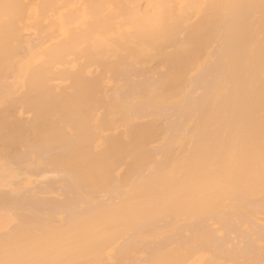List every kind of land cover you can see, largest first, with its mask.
Instances as JSON below:
<instances>
[{
  "label": "bare ground",
  "instance_id": "6f19581e",
  "mask_svg": "<svg viewBox=\"0 0 264 264\" xmlns=\"http://www.w3.org/2000/svg\"><path fill=\"white\" fill-rule=\"evenodd\" d=\"M7 1H12L13 5L16 3V6L20 3V0L15 3L13 0ZM26 1L24 3L27 4ZM71 1L73 0L58 2L63 8L72 3ZM76 1L74 0L75 3H73L76 4ZM80 1L79 6V3L76 4L77 6H73V3L72 7L69 6L73 8L72 11L66 10L65 14L62 13L63 15L58 13L64 16L62 19L56 18L55 15H53L55 19L52 20L45 17L46 21L54 22L55 26L49 29L45 27L44 30L48 33L57 31L63 40L54 35L55 32L53 35L49 34V36H57V40L54 39L58 45L54 42L56 45L54 46L51 41V45L49 44L46 48L47 55L45 51L42 52L43 54L38 53L45 58L41 59L42 56L40 57L36 52L38 48L34 51L35 53H31L36 37L33 39L34 34L29 36L31 35L29 33V35L25 34L26 36L21 35L23 33L21 28H30L39 21L43 24L45 18L42 15L44 14L42 12L40 14L38 9L39 12H35L34 9V16L30 15L33 14L31 11L28 17L22 14L19 16L16 10L18 8L21 11L20 7L14 9L13 6L15 12H11L10 10H13L9 7L11 4L0 0L1 5L5 2L4 4L10 8L8 10V7L5 9L6 6H4V10L15 14L9 15L5 11L0 15V76H4L8 71L12 72L14 64L18 65L24 58V66L20 64L21 67L23 66L22 77L23 70L34 61L35 55L32 54L39 56L40 63L44 62L41 65L43 67L38 66L39 63L32 65L34 68L30 67V70H33L30 74L27 73L29 68L25 70L29 78L25 72L26 78H23L29 79L28 82H22L21 77L16 78L24 87L21 89L23 93L20 94L23 95L25 92L28 94V96H19V98H26V102L20 98L24 101L23 103H31L28 97L32 93H28L29 89H37L35 91L39 93L36 92V94H40V90L44 93L45 87L54 90L56 86L50 82L46 84L48 79L51 76H57L54 80L58 82L61 80H58L61 74L65 77L69 75H65L70 67L68 62V68H65L64 60L67 56L70 59L67 61H71L72 58L75 59L74 55H77L76 59L83 69V71L80 69L81 66L74 68L76 66L74 64L70 68V71L80 69L83 72H74L76 77L68 78L72 83L74 78L79 83V89L75 93L74 90L77 87L72 88L73 84L68 82V84L71 83V87L67 86V88L74 89L72 91L78 94L76 98L79 97V107H71L73 111L69 113L72 115L74 111L77 112L76 108L81 109H79L81 118L77 117L76 112L73 115L76 114L77 119L74 120L76 117L70 116L74 117V121L70 120L71 124L67 111L63 113V107L66 110L67 107L70 108L76 103L71 104L72 99H68L69 96L65 91L63 92L68 97V101L63 102L62 90H60L62 98L56 95L60 97L58 102L48 94L52 101L48 100L49 105L48 103L45 105L46 91L45 97L43 95L45 102L41 103L43 99H39L42 93L40 96L37 95L39 96L37 99L41 101L39 102L41 107L46 106H43L44 110L41 109L42 112L46 110L45 116H42L44 119H48L51 113L53 116L56 113L53 108L60 109L62 105L60 112L68 116H62L68 122L62 117L59 119L58 116L61 114L58 111V114L53 118L50 115L48 122L44 120V123L39 119L40 117H37L41 112L40 105L36 107L38 100H34L35 104L31 106L35 107L33 109L39 108L38 111H40L37 112L36 109L34 116L38 113L37 120L30 114L32 109L27 108L24 114L31 110L27 115L34 120L32 122L28 118L29 122H25L27 120L23 119L27 117L24 115L25 118H23L22 114L21 118L19 117L20 125L16 116L13 117L14 112L12 114L8 112L11 107L14 106V109L16 107V103L11 102L12 106L10 110L5 111L4 117L7 118L8 112L17 122L15 125L14 121L5 119V122L11 124V128L12 125L16 127L10 129L15 136H9L20 137L18 143L15 138L12 143V139L9 140L8 136H5L6 133L3 131L10 127L8 123L5 125V122H2L3 115L0 116V128L7 127L0 130L2 133L0 139L3 140L5 136L4 142L8 140L7 147L10 148V142L13 148V145L16 146L21 140L20 145L14 146L15 149L22 146V142L26 143L25 137L29 142L30 136L31 142L29 145L26 144L27 148L29 146L30 149L33 148L30 143L39 142V137H36L38 140L32 139L35 133L39 135L37 130L44 132L42 134L39 131L41 140L38 144L46 143L56 133L47 132L44 126L52 129V124L56 125L58 120L59 125H62L61 119L66 121L63 120L66 125L69 123L68 126L62 125V127H69L68 129L71 125L73 126L72 122L73 128L77 125V128H72L76 131L72 132V135L76 134L74 135L75 146L72 142L70 145L67 144L66 140L68 146L72 145L68 148L65 142H62V136H60L62 133L59 131V138H61L59 141L66 146L65 148L62 144H58V138L54 140L57 143L53 145L54 138H52L51 142L47 143L50 147L54 146L53 149L46 151L37 149L42 154V158L47 159L52 154L58 159H64L63 161L66 160L65 155L73 152V156L72 154L70 157L67 156V164L64 162L66 165L63 161L58 162L59 166H66L64 168L66 171L59 170L57 163L54 164L55 158L52 157L48 161L56 165L53 168L59 171H54L51 168L54 165L48 162L51 169L45 167L47 173L44 174V167L42 168L41 164L34 159L29 160V156L25 155L28 160L23 159V153L20 156L17 155L19 158L22 157L23 161L27 160L24 163H16V160L21 161V159L15 160L14 158L18 157L15 154H13L14 163L10 162L12 157L9 159L6 157L8 159L6 161V158L0 155L1 159L4 158L0 160V193L5 195V197L2 196L3 201L8 202L0 206V243L4 244L0 247V264H264V62H259L260 59L264 61V54L257 51L260 48L256 50L253 48L259 54L250 55V51L246 48L251 47L248 44L249 39L243 35V33H250L252 29L250 27L255 24L253 19L254 24L252 21L250 22L252 25L249 23L248 13H251L249 17H254V13L252 15L251 10L249 12L248 10L253 7L254 11L257 3L252 6L251 0H130L128 5L129 0H127L126 7H130L125 8V15L121 14V11L124 12L125 9L122 10L118 5L121 15L113 11L116 9V6L115 8L113 6L110 10L114 15L99 16L93 14L100 10L101 5L96 8L99 10L85 12L83 3H86L85 7H87L88 1L90 5H93V2L98 4L103 0ZM263 2L259 6H264ZM107 3L109 2H104V4ZM122 3L124 2H120V5ZM138 3L142 4L138 5ZM33 5L34 3L30 4L29 9H33L32 7H35ZM95 5L93 7H97ZM246 5L251 7L243 9ZM80 7H83L82 12L87 16L80 18L79 29L76 27L77 22V25L74 24L77 34L71 32L74 31L71 25L68 26L71 29L67 27L69 30L67 32L66 26L75 23L77 19L74 17L80 12ZM261 7L258 8L263 11ZM74 9L77 11L74 12ZM260 10H257L258 14ZM1 11L3 12V9H0ZM257 11H255L256 15ZM36 13L42 17L36 16ZM261 13L264 15V12ZM82 14L79 13L77 16L80 17ZM261 18L258 23L264 25V16ZM247 20L249 25L245 23ZM23 21H25L24 24ZM46 21L45 25H48L49 21L48 23ZM244 25H248L249 28ZM256 26L255 24V29ZM41 27L33 28L40 29L36 30L37 32L33 31L36 32L37 37L44 33L38 34L41 32ZM245 28L247 30L244 32ZM262 32L264 33L263 28ZM249 33L247 35L250 37ZM47 37L48 34L46 39ZM91 39L95 40L93 45H91ZM255 39V37L250 39L252 45H256L253 43ZM263 41L261 43L257 41V46H259L258 43L260 47L263 46ZM77 44L80 49L76 48V53L73 54ZM39 45L42 46L40 43ZM261 48L263 49L264 46ZM246 49L249 55L245 53ZM64 54L67 56L65 57ZM25 57L26 59L29 57L27 62ZM60 59L65 64L59 65V68L63 66L60 70H66L65 72L61 70L60 75H55L56 70L52 75L49 70L53 69L52 65L58 63L56 61L59 60L61 63ZM76 59L71 62H77ZM148 60L149 62L153 60V66L155 60V64L160 62V65H157V69L156 65L154 67L145 65L152 68L145 71L139 64H147ZM36 65L38 68L35 67ZM91 65L95 69L90 68ZM148 67L146 69H149ZM91 70L95 76L88 78L92 74ZM48 73L50 77L47 76ZM32 78L34 80L29 83ZM10 79L12 81V78ZM46 79L48 81H45ZM41 80L49 87L44 86ZM32 81L36 84L34 85ZM0 82L4 83L2 80ZM23 83H27L26 86ZM63 83L67 84L66 81ZM61 84L58 83L62 86ZM58 85L57 87L61 89L62 87ZM2 87L3 85H0V90ZM72 91L70 94L68 92V95L71 96ZM55 92L57 94L59 90ZM54 98L57 99V97ZM65 103L68 105L65 106ZM26 105H23V108ZM2 106H0L1 109ZM28 106L30 105L26 107ZM48 107L49 110L46 109ZM51 109L52 112H50ZM89 113L92 114L91 118ZM38 119L44 124L40 122L41 125L34 132L30 128L37 123L34 121L39 122ZM79 120L80 123H78ZM22 121H24L23 124ZM50 121L52 124L48 125ZM25 123L32 126L28 124L25 126ZM58 124L57 128L53 127L55 130H52L56 132L60 130ZM25 127H30L26 134ZM42 127L44 130H41ZM17 129H19L17 135H23L24 139H21L20 135L16 136ZM30 131L34 134L32 135ZM66 131L63 134L66 135ZM45 132L50 134L47 136ZM44 135L49 138L43 139L46 138ZM4 144L3 146L6 147ZM57 145L60 146L57 147ZM22 148L20 147L19 150L21 151ZM11 149L8 148L6 152L13 153L15 149H12L13 151ZM17 150L14 152L16 153ZM35 152L36 160V156H39L37 151ZM30 154H33L32 150ZM51 158L54 161H50ZM46 159L44 162L47 161ZM3 201L0 202L3 203ZM29 221L33 223L36 221V227L37 224L38 227L41 224L39 234L36 233L37 229L32 227L35 223L32 225ZM25 222L28 225L25 226ZM29 223L33 229L31 232L29 227L26 228ZM44 226L45 228L48 226L46 229L50 231L42 228ZM29 232L34 235V238L30 234L29 239L26 240L31 245L28 243L29 245L24 246L25 235ZM19 233L25 237L24 239L21 237L24 243L19 241ZM45 233H48L46 237H41ZM10 242H18L21 245L23 243L24 247L21 245L12 247ZM32 242H34L33 245Z\"/></svg>",
  "mask_w": 264,
  "mask_h": 264
},
{
  "label": "rangeland",
  "instance_id": "374dc122",
  "mask_svg": "<svg viewBox=\"0 0 264 264\" xmlns=\"http://www.w3.org/2000/svg\"><path fill=\"white\" fill-rule=\"evenodd\" d=\"M4 1H6V3L12 5V6H11V5L9 6L11 9H13V8L16 9L17 7H20L19 9H20L21 11H19L18 8H17L16 11H17V13L19 12V13H18V14H20L19 16H22V15H23L24 17H28V16H29L28 13H29L30 11L33 12L34 9H35V12L39 10V11H40V14H41V12H42V14H44V15H46L47 12H51L53 9H54V10H55V9H56V10L59 9V10H57V12H55V13L53 12V11H54V10H53V11L51 12V14L49 13L50 15H49V14H47V16L42 15L44 18L46 17V18L49 19V20H52L53 18L55 19V16H57L56 18H61V19H62V17H64V16H60V14H62V13L65 14L64 11H66V10H68V11H69V10L72 11L73 8H71V7H72V3L74 2V0L71 1L72 3H69V2H68L70 5L67 4V7L69 8V6H71V7H70L71 9H70V8H69V9H66V8H67V7L65 6L66 3H65V5L62 4V6H63V5L65 6V7H63V8L60 6V2L62 1L61 3H64L65 0H64V1H63V0H58V1H60V2H58V1L55 2V0H53V1H52V0H51V1H50V0H48V1L46 0V2H44L45 0H31V2L34 3L35 7H32L33 9H29V8H31L29 5H30V4H33V3L29 2L30 0H27V1H26V0H23V2H22V0H20V1H19V2H20L19 5H18V3H17V6H16V3H15V2H18V0H16V1L13 0V3H15L14 5L12 4V1H11V2H10V1H7V0H4ZM24 1H26L28 5H27L26 3H24ZM42 1H43V2H42ZM66 1H68V0H66ZM78 1H79V2H78ZM82 1L84 2V0H82ZM85 1H86V0H85ZM92 1H94V0H92ZM114 1H115V0H110V1H109V0H107V1L103 0V1H99V2H100V3H99V2L96 0V2H98V4L95 3V2H93V5L97 4V5H95V6H97V7H93V5H90V1H88V6H87V7H85V6H86V3H83V2H82V3L85 5V6H83V7L85 8V12H86L87 10L90 11V10L96 9V8L100 7V5H101V8H100L101 11H100L99 9H96V10H99V11H100V12L97 11V13L99 12L98 14H97V13H94V14H93L92 12H94V11L91 12V14H93V15H99V16H110V15H114L113 11H114V12L117 11V15H118V13H119V8H120V7H121L122 10L125 9V8L127 9L128 7H130V6L126 7V6H127L126 3H128L127 0H121V1L119 0V2H114ZM116 1H117V0H116ZM122 1H123L124 3H122V5H120V2H122ZM126 1H127V2H126ZM248 1H249V0H248ZM263 1H264V0H262V1H261V0H258V1H256V0H254V1L251 0V2H252L251 4H253L252 6H254V5L257 3V6H254V7H255L254 11L252 10L253 7H252L251 9H249V7H251V6H249V5H248L249 7L246 5L245 8H243V9H246V7H247V9H249L248 12L251 10L252 15H253V13H254V17H251V16L249 17V14L251 15V13H248V19H250L249 23H250V22L252 21V19H253V21H255V24L257 25L256 27H257L258 29H259V27H260L259 30H258L257 28L255 29V27H254L255 24H254L253 21H252V23L254 24L253 27H252V26L250 27V28H252V29H250V30L253 31V32H252V35H251V31H250L249 29H248V31H250V33H249L248 31H247V32L251 35L250 37L247 35L248 33H247V34H244V33H243V35L246 36L245 38L249 39V43H248V44H250V46L252 47V48H251V47L248 48V46H247V47L245 46V47L250 51V52H249L250 55H254V54L256 53L255 50L258 49V48H260V50H257V51H259L260 53L262 52L261 54H264V51H262V50H264V48H263V49L261 48V47H263L264 45L260 47V43H261V41L264 40V36L262 35V33H263V32H262V28H263V31H264V25H263V24L260 25V24L258 23V22H259V21H258L259 18H261V16H264V15H261V14H262L261 12H264V6H262V7L259 6L260 4L262 5V2H263ZM2 2H3V1H2ZM2 2H0V5H1ZM80 2H81L80 0H77V1H76V4L79 3V4H78V6H79V5H80ZM104 2H105V3H106V2H109V3L104 4ZM245 2H247V1H245ZM245 2H244V3H245ZM258 2H259V3H258ZM4 3H5V2H4ZM4 3H3V5L0 6V7H1L0 9H3V12L1 11V12H0L1 14H0V15H2V13H4V12L6 11V10H4V6H6L5 9H7V7H8L7 4H4ZM22 3H23V4H22ZM29 3H30V4H29ZM74 3H75V2H74ZM74 3H73V6L76 5V4H74ZM118 3H119V4H118ZM142 3H143V2H142ZM142 3H140V4H142ZM263 3H264V2H263ZM25 4H26V5H25ZM45 4H46V5H45ZM124 4H126V5H124ZM129 4H130V0H129L128 5H129ZM140 4L138 3V5H140ZM245 4H246V3H245ZM248 4H249V3H248ZM34 5H33V6H34ZM48 5H49V6H48ZM81 5H82V4H81ZM104 5H105V8H104ZM118 5L120 6L119 8H118ZM143 5H144V4H143ZM241 5L244 6V4H241ZM2 6H3V7H2ZM13 6H14V7H13ZM22 6H23V9H21ZM31 6H32V5H31ZM42 6H44V7H42ZM51 6H52V7H51ZM76 6H77V5H76ZM106 6H107L108 8H107ZM113 6H114V8H115V6H116V9L113 10V11H111L110 9H112ZM9 7H8V10H10ZM12 7H13V8H12ZM15 7H16V8H15ZM25 7H26V8H25ZM36 7H37V8H36ZM45 7H46V8H49V9H46ZM59 7H60V8H59ZM83 7H80L79 9H81V8L83 9ZM122 7H123V8H122ZM256 7H257V10H260V9H259L260 7L263 9V11H262V10H260L261 12L259 11L261 14H260V13L258 14V11L256 10ZM258 7H259V8H258ZM50 8H52V10H51ZM74 8H75V7H74ZM76 8H77V7H76ZM102 8H103V9H102ZM106 8H107V9H106ZM137 8H138V6H137ZM14 9H13V10H10V11L13 12ZM37 9H38V10H37ZM40 9H42L43 11L40 10ZM44 9H45V10H44ZM82 9H81L80 12H79V13H83L80 17L77 16V15H79V13L76 12L77 14H75L76 17H74V18H76L77 20L74 21L75 23H72L73 25H72V24H69V25L66 26V31H67V32L69 31V30L67 29V27H68V26L70 27V25L72 26V28H74V27L78 24L76 27H77V29H79L78 26H79V23H80V18H81L82 16L85 15L84 12H82V11H83ZM108 9H109L110 11H109ZM121 9H120V11H121ZM126 9L124 10V12L121 11V14H122V15L125 13ZM138 9H140V8H138ZM141 9H142V5H141ZM141 9H140V10H141ZM26 10H27V11H26ZM47 10H48V11H47ZM61 10H62L63 12H61ZM104 10H106V11H104ZM10 11H9V12L6 11V13H8L9 15H10V14H11V15H15L14 13H13V14L10 13ZM22 11H23V12H22ZM39 11H38V12H39ZM45 11H46V12H45ZM58 11H60V12H58ZM70 11H69V12H70ZM75 11H77V10L74 9V12H75ZM255 11H257V15H261V16H257ZM14 12H15V11H14ZM21 12H22V13H21ZM24 12H25V13H24ZM31 12H30V13H31ZM35 12H33V14H30V15L34 16V15H35ZM74 12H73V14H74ZM105 12L108 13V14H106ZM111 12H112V13H111ZM17 13H16V14H17ZM23 13H24V14H23ZM58 13H60V14L58 15ZM89 13H90V12H89ZM126 13H127V12H126ZM8 14H7V15H8ZM18 14H17V15H18ZM21 14H22V15H21ZM56 14H57V15H56ZM63 14H62V15H63ZM66 14H68V13H66ZM73 14H70V15L73 16ZM87 14H88V13H87ZM115 14H116V13H115ZM119 14H120V13H119ZM121 14H120V15H121ZM25 15H26V16H25ZM27 15H28V16H27ZM37 15H39V14L36 13V16H37ZM53 15H55V16H53ZM68 15H69V14H68ZM124 15H125V14H124ZM39 16H41V15H39ZM42 16H41V17H42ZM48 16H49V17H48ZM50 16L52 17L51 19H50ZM65 16L67 17V15H65ZM72 16H71V17H72ZM85 16H87V15H85ZM88 16H91V15L88 14ZM46 18H45V20L42 22L43 24H41V21H39L38 24H37V23H34V25H33L35 28H36V26H38V27H41V26H42V27H41V28H42V29H41V32H38V34H39V33H43V32H44V33L41 34V35L39 34L38 37H37V35H36L35 33L37 32L36 30H40V29L37 28V29L35 30V29H33V28H34L33 26H31L30 28H29V27H28V28H23V29L21 28V32H23V33L20 32L21 35H25V34L29 35V34H31V35H29V36H32V35L34 34V36H33L32 38L34 39V37H36V38L34 39V42H33V46H32V51H31V53H32V52L35 53L34 51H36V49L38 48L37 51H36L37 54H38V53L43 54L42 52L45 51V52H46V55H47V51H46L47 49H46V48L49 47L48 45H49V44L51 45L52 42H53V43L56 42L55 39L57 40V36L61 37V39L63 40L62 36L59 35V34H57V31H54V32L56 33V34H55L54 32H52V33H48L47 30H46V31L44 30L45 27H46V29H49V27L52 28V27L55 26V23L52 22V21L50 22L49 20H47V21H49V23H48V22L46 21ZM67 18H68V17H67ZM257 18H258V19H257ZM244 20H245V19H244ZM261 20H262V18H261ZM45 21H46V23H48V25H47V24L45 25ZM24 22H25V21H23L22 23L24 24ZM76 22H77V24H76ZM78 22H79V23H78ZM243 22H245V21H243ZM261 22H263V21H261ZM52 23H53L54 25H53ZM245 23L247 24V23H248V20H247ZM249 23H248V25H249ZM263 23H264V22H263ZM23 24H22V25H23ZM36 24H37V25H36ZM74 24H76V25L74 26ZM246 24H245V25H246ZM250 24H251V23H250ZM258 24H259V25H258ZM39 25H41V26H39ZM44 25H45V26H44ZM245 25H244V26H245ZM248 25H247V26H248ZM251 25H252V24H251ZM73 26H74V27H73ZM247 26H245V27H247ZM69 27H68V28H69ZM248 28H249V26H248ZM69 29H71V28H69ZM34 30H35L36 32H33ZM42 30H43V31H42ZM73 30H74V31H71L72 33H73V32H75V33L77 32V30L75 31V28H74ZM245 30H247V29L245 28V29H244V32H245ZM71 32H69V33L71 34ZM122 32H123V31H122ZM28 33H29V34H28ZM53 33H54V35H57V36H56V37H55V36H54V37H53V36H49V34H50V35H51V34L53 35ZM75 33H74V34H75ZM77 33H78V32H77ZM77 33H76V34H77ZM47 34H48L49 39H48V37H47V39H46ZM122 34H123V33H122ZM263 34H264V33H263ZM253 35H254V36H253ZM25 36H26V35H25ZM107 36H108V35H107ZM123 36H125V35H123ZM41 37H42V38H41ZM44 37H45V40H43ZM109 37H111V36L109 35ZM252 37H255V38H256L255 41H253V43L256 44V45H252V44H251L252 42H251L250 39H252ZM40 38H41V39H40ZM54 38H55V39H54ZM245 38H244V39H245ZM253 39H254V38H253ZM38 40H39V41L41 40V42H39ZM46 40H50V41H49L48 43H46V42H45ZM91 40H92V39H91ZM91 40H90V41H91ZM51 41H52V42H51ZM58 41H59V39H58ZM60 41H61V40H60ZM64 41H65V40H64ZM93 41H95V40H92V41H91V42H92L91 45H93V43H94ZM257 41H260V43H258L259 46H257ZM35 42H36V43H35ZM44 42H45L46 44H45ZM62 42H63V41H62ZM250 42H251V43H250ZM263 42H264V41H263ZM39 43L42 44V46L39 45ZM43 43H44V44H43ZM56 43H57V42H56ZM59 44H60V43H59ZM262 44H263V43H262ZM52 45H53V44H52ZM56 45H58V43H57ZM56 45H55V43H54V46H56ZM79 45H80V43H79ZM79 45L77 44L78 47H77V46L75 47V50H74L73 54L76 53V52H75V51H76V48H77V49H80V48H79ZM37 46H38V47H37ZM35 47H36V48H35ZM52 47H53V46H52ZM43 48H45V49L41 51V49H43ZM53 48H55V47H53ZM253 48H254L255 50H254ZM50 49H51V47H50ZM247 49L245 50V53H246V54H248V50H247ZM39 50H40L41 52H40ZM51 50H52V49H51ZM38 51H39V52H38ZM49 51H50V50H49ZM51 52H53V51H51ZM51 52H50V53H51ZM69 53H70V52H69ZM71 53H72V52H71ZM251 53H252V54H251ZM41 54H40V55H41ZM78 54H79V52H78ZM249 54H248V55H249ZM256 54H259V53H256ZM25 55H26V57H27V54H25ZM32 55H33V56L35 55L34 57L37 58V59L34 58V61H35L36 63L33 61V62H32L33 64L30 63L31 65H30L29 67H26V66H25L27 70H28V68H29V71H27V73L29 72V74L31 73V71L33 72V70H30V67H31L32 65L39 63V65H38V64H37V65L40 66V67H43V66H41V65H42V63L44 64V62H42V63L39 62V60L43 59L44 56L41 55V56H42V57H41V56L38 54V55L41 57V59H40L38 55H37V57H36V54H32ZM44 55H45V54H44ZM64 55H65V54H64ZM64 55H63V56H64ZM67 55H68V53H67ZM67 55H65V57H66ZM70 55H72V54H70ZM28 56H29V55H28ZM72 56H73V55H72ZM76 56H77V55H74V58H75V59L77 58ZM26 57H25V59H26ZM65 57H64V58H65ZM67 57H68V56H67ZM67 57H66L65 60H66V61H67V60H70V59H68L69 57H68V58H67ZM78 57H79V56H78ZM62 58H63V57H62ZM64 58H63V59H64ZM70 58H72V57L70 56ZM23 59H24V58H23ZM23 59L21 60V62L19 61L18 65H17V64H14V70H13L12 72H11V71H8L4 76H0V78L2 77V79H0V81L2 80V81H4V83H5V84H4L3 82H0V83H3V84H0V85H3V87H4V88L2 87V89H1L2 91L0 90V91H1V92H0V106L3 105V106H2V109L4 108V109H3L4 112H3L2 109L0 108V109H1L0 116L3 115L1 118H3V120H4V121L2 120V122L4 123V122H5V119H6L7 121H14V123H15V125H16L17 122H15V119L12 118V117H11L12 115H10L8 112H10L11 114L14 112V113H13V117H14V115H15V116H16L15 118H16L18 121H19V117L21 118V115L23 114V115H22L23 118H25V116L27 117V119H23V118H22L24 121L27 120V121H25V122H29V120L33 122L34 119L31 120L32 118L30 117V118H31V119H30V118L28 117V116H30V115H27V113L29 114V112H30L31 110H28L27 113L24 114V113L26 112L25 110H26L27 108H31L32 111L35 110V112H32V111H31L30 114H32V116L35 118V120H37L36 116L38 115V113H37L36 116H34V115L36 114V109H37V108H36V109H33V108H35V107H34V106H33V107L31 106V104H33V103L35 104L34 100L37 101V100H38L37 98L40 96L41 93H42V95H41V97H39V99L41 98V100H42V99L45 97V95H46V94H45V91H46V93H47L46 99H47V100H46V103H44L45 105H47V103H48V105H49V101H48V100H51L52 98H53V100H56V101L58 102V100L60 101V97H58V96H59V95L61 96V94H62V93L60 92V90H62V92L65 91L66 95L69 96V98H68V97L64 94V92H63V94H64V95L62 94L63 98L66 97V99H65V98L63 99L62 96H61L63 102H65V101L67 100V98H68V99H70V100L72 99V100H71L72 103L69 101V104L71 103L72 105H74V104L76 103L74 106H70V108L67 107L66 110H65V108L63 107V109H64V110H63V113H64V111H67V113L69 114V118H70V119L67 118V119H69V123H70V120H73V118L76 117V114H78L77 117H79V116H80L79 113L81 114V112H79V109H80V108H76V109H78V110H77L78 113H77L76 111H74V113L76 112V114H75V115H73L74 113L72 114V115L74 116L73 118L70 117V116H72V115H70V113H69V112H72V111H73V109H72L71 107H75V106H76V107H79V103H78V98H79V97L76 98V96H78V94H75V93H77V92H75V91H77V89H79V83H78V81H77L75 78H74V82H73V83L70 81L71 79H70V80L68 79L69 77L72 78L71 76H75V75H76V74H74V72H75V73H78V72H80L81 70L83 71V69H82V65H79L80 63H78L77 59H76L77 62H75V63H72V62H74V60H75V59L73 60V58L71 59L72 62H71V61H67V62H66V61L64 60V62L66 63V65L63 64L64 62H63V60H61V59H60V60H61V63H60L59 60H58V61H56V62H58V63H56V64H54V65L51 64V65H52L51 67H52L53 69H51V68H50V70L48 69V70H49V73L51 72V74L53 75V72L55 73L56 70H57V73H55V75H60V74H61V70H63V69L60 70V68H63L64 65H65V68H66V67H67V63L70 62V63H69L70 65L68 64V67H69V66H70V67H69V68L67 67L68 70L66 71V72H68V73L65 72V70H66L67 68H66L65 70H63V72H65V75H66V74H69V75H68L67 77H65L64 75L61 74V75L59 76V78H58V80L61 79L63 82L66 81L67 84L63 83L61 80L58 81V82L55 81L54 79H57V78H55V77H57V76H55V77H54V76H51V77H50V76H49V73H48L47 76H49L51 79H52L53 77H54V78L52 79L53 81H51L50 78L48 79L49 81L46 79L45 81H48V82H47V83L45 82V83L48 84V83L50 82V84L56 86L55 89H58L59 92L56 94L55 91H58V90H55V89L53 90V88L51 89L49 86L45 85V84L42 82V80H41L40 82H42L44 86H47V87H49V88H46V87L44 88L43 86H41V84H39L40 87H43V88H44V90H43V88H42V90L44 91V93L40 90V88L38 89V90H40V94H36V92L39 93V91H35V90H37V89H35V90H34V88H32L33 90H32V89H31V90L29 89L31 92L28 90V93H30V94L32 93V95L29 94L30 96L28 97V98H29V101H31V103L28 102V99H27V102H28L29 104H28V103H26V104H27V105H30V106H28V107H26L27 105H26L25 103H23V102L26 100V98L24 97V98H25V99H24L23 97H20V98L23 99L24 101L21 100V99L19 98V96L23 93V92L21 91V89L24 88V87H22L21 83H22L23 81L28 82V80H29V79H28V80H26V79L24 80V78H26V77H24V75H25L24 72H25L26 69L23 70V76L21 77V73H22L21 68L24 66V63H25ZM28 59H29V57H28ZM28 59H26L25 61L27 62ZM44 59H45V58H44ZM79 59H80V57H79ZM79 59H78V60H79ZM262 59H263V58H262ZM251 60H252V59H250V61H251ZM42 61H45V60H42ZM149 61H150V60H148V63H147V64L140 63L139 65H141V67H144L145 71H147V70H152V68H149L148 66L154 67V66L156 65V64H155V63H156V60H155L154 66L152 65V64H153V63H152L153 60H151V62H149ZM22 62H23V63H22ZM79 62H81V61H79ZM146 62H147V61H146ZM259 62H264V61H263V60L261 61V59H260ZM77 63H78L79 66L77 65ZM20 64H22L23 66L21 67ZM61 64H62L63 66L59 68V65H61ZM72 64H74V66L76 65L75 67L73 66L74 68H77V67H80V66H81V67H80L81 70L79 69V71H75V70L72 71V69H71V71H70V68H72V67H71ZM143 64H144V65H143ZM149 64H151V65H149ZM158 64L160 65V62H159ZM158 64H157V65H158ZM27 65H29V63H28ZM37 65H36L35 67H37ZM145 65H148V66H145ZM157 65H156V66H157ZM159 65H158V66H159ZM137 66H138V65H137ZM156 66H155V68L157 69L158 66H157V67H156ZM40 67H39V69H41ZM44 67H45V66H44ZM47 67H48V66H47ZM92 67H94V66L91 65L90 68H92ZM146 67H148L149 69H146ZM31 68H34V67L32 66ZM37 68H38V67H37ZM37 68H35V70H36ZM55 68H56V69H55ZM74 68H73V69H74ZM22 69H23V68H22ZM92 69H95V68H92ZM138 69H140V68H138ZM153 69H154V68H153ZM51 70H52V71H51ZM59 71H60V73H58ZM82 71H81V72H82ZM141 71H142V70H141ZM141 71H140V72H141ZM145 71H143V72H145ZM63 72H62V73H63ZM72 72H73V74H72ZM92 72H93V71L91 70V73H92ZM143 72H142V73H143ZM25 73H26V72H25ZM27 73H26V75L28 76L29 74H27ZM82 73H83V72H82ZM91 75H92V76H91ZM91 75H90V77H88V78H93V75L95 76V73H92ZM62 76H64V78H63ZM18 77H21V78H22V79H21L22 82H19L18 79H20V78H18ZM23 77H24V78H23ZM75 77H76V76H75ZM85 77H86V75H85ZM10 78H12V81H11ZM16 78H18V79H16ZM27 78H29V76H28ZM30 78H31V77H30ZM43 78H45V77H43ZM46 78H47V77H46ZM62 78H63V79H62ZM65 78H66V79H65ZM4 79H5V80H4ZM6 79H7V81H6ZM8 79H9V80H8ZM31 80H34V79H33V78L30 79V82H29V83H31ZM39 80H40V79H39ZM39 80H36V81H39ZM67 80H68V81H67ZM75 80H76V82H75ZM43 81H44V80H43ZM72 81H73V79H72ZM6 82H7L8 84H7ZM10 82H11V83H10ZM32 82H33V81H32ZM56 82H57V83H56ZM61 82H62L63 85L61 84ZM68 82H71V83L73 84V85H72V86H73L72 88L77 87L76 90H74L75 88H74V89H69V87L67 88V86H70V87H71V83L68 84ZM9 83H10V84H9ZM33 83H34V82H33ZM33 83H32V85H33ZM58 83H60L62 86L58 85ZM75 83H76V84H75ZM16 84H17V86H16ZM23 84H25V86H26L27 83H23ZM35 84H36V83H34V85H35ZM50 84H49V85H50ZM64 84H65V85H64ZM8 85H10V87H8ZM12 85H14L15 88H13L14 86L11 88ZM52 85H50V86L52 87ZM57 85L60 86V88H61V87H62V88L59 89V88L57 87ZM74 85H78V86H74ZM23 86H24V85H23ZM36 86L38 87V83H37ZM36 86H35V88H37ZM65 86H66V88H65ZM5 87H6V88H5ZM20 87H21V88H20ZM27 87H28V86H27ZM32 87H33V86H32ZM16 88H17V89H16ZM63 88H64V90H63ZM5 89H6V90H5ZM9 89H11V91H10ZM15 89H16V90H15ZM46 89H47V90L49 89V90H48L49 93H48V91H47ZM50 89H51V92H50ZM13 90H15V91L13 92ZM66 90H67V91H66ZM68 90H70V91H68ZM72 90H74L75 93H74ZM19 91H20V92H19ZM71 91H72L73 94H75L74 96H72L73 94H71V96L68 95V92H69V94H70ZM78 91H79V90H78ZM15 92H16V93H15ZM17 92H18V93H17ZM34 92H35V93H34ZM54 92H55V95H54ZM13 93H14V94H13ZM20 93H21V94H20ZM60 93H61V94H60ZM15 94H16V95H15ZM35 94H36V95H35ZM48 94L51 95V97H52L51 99H50V97H49ZM10 95H11V96L15 95V96H13L14 99H13V97L11 98ZM24 95L28 96V94H26V92H25L23 95H21V96H24ZM37 95H39V96H37ZM43 95H44V97H43ZM56 95H58V96H56ZM8 96H9L10 100L12 99L11 101L9 100V98H7ZM16 96H18V97L15 99ZM31 96H32V97H31ZM35 96H36V98H35ZM54 97H57V99L54 98ZM72 97H74L75 99L72 98ZM6 98L9 100L10 103L8 102V100H6ZM30 98H34V99L31 100ZM48 98H49V99H48ZM4 99L6 100L5 102L3 101ZM13 100H16V102H15V101L13 102ZM18 100H21V101H18ZM64 100H65V101H64ZM17 101H18V102H17ZM47 101H48V102H47ZM51 101H52V100H51ZM51 101H50V102H51ZM62 101H61V103H62ZM67 101H68V100H67ZM67 101H66V102H67ZM75 101H77V102H75ZM11 102H12V103H16L15 106L18 107L19 109L16 108V107H15V109H14V106L10 108V106H12V103H11ZM25 102H26V101H25ZM39 102H41V101L38 100L37 105H35L36 107H38V105H40V106H39L40 109H39V108H38V109H39L41 112L38 111V109H37V112H40V114H39L37 117H40L39 119L42 120V121L46 120V122H48V119H49V117L52 116V115H51L52 113L50 114V115H51V116H50V115L48 114L49 112H47V114L49 115V117H48V119H44V117H42V116H43V115L45 116L46 110H45L44 112H42V111L44 110L43 106H45V105H43V106L41 107V103H43V102H45V101H44V99H43V101H42L40 104H39ZM54 102H55V101H53V103H54ZM1 103H2V104H1ZM3 103H4V104H3ZM8 103H9V104H8ZM17 103H19V104L23 103V104H22V105H19V104H17ZM10 104H11V105H10ZM54 104L56 105V103H54ZM59 104H60V103H59ZM59 104H57V105H59ZM62 104H63V103H62ZM4 105H5V106H4ZM7 105H8V106H7ZM23 105H26V106H24L25 108H23ZM50 105H51V103H50ZM64 105L67 106L68 103H67V104L65 103ZM19 106H20V107H19ZM51 106H52V105H51ZM21 107L23 108V110H22ZM45 107H46V106H45ZM9 108H10L11 110H10ZM42 108H43V110H41ZM51 108H52V107H51ZM56 108H57V109L53 108V109H54V112H56L54 115L58 114V111H59V112L62 111V110H61L62 105L59 107L60 109H58V107H56ZM92 108H93V107H92ZM94 108H95V107H94ZM12 109H13V111H12ZM46 109L49 110V107L46 108ZM71 109H72V110H71ZM74 109H75V108H74ZM8 110H10V111H8ZM16 110H17V111H16ZM68 110H69V111H68ZM70 110H71V111H70ZM80 110H81V109H80ZM94 110H95V109H94ZM94 110H93V111H94ZM5 111H8L7 114H6L7 118L4 117V115H5V113H6ZM11 111H12V112H11ZM21 111H22V113H21ZM23 111H24V112H23ZM50 112H52V109L50 110ZM41 113H42V115H41ZM43 113H44V114H43ZM92 113H93V112H92ZM59 114H61V115L58 116L59 119H60V117H62V116H66V117H68L66 114H65V115L63 114V115H62V112H60ZM24 115H25V116H24ZM54 115L52 116V118L54 117ZM88 115H89V117L91 118L90 115H92V114L89 113ZM94 115H95V113H94ZM8 116H9V117H8ZM46 117H47V116H46ZM46 117H45V118H46ZM56 117H57V116H56ZM58 117H57L56 119H58ZM77 117L74 118V120L77 119ZM9 118H10V119H9ZM11 118H12V120H11ZM28 118H29V120H28ZM62 118H64V119L66 120L65 117H62ZM80 118H81V116H80ZM13 119H14V120H13ZM39 119H38V120H39ZM54 119H55V118H54ZM56 119H55V120H56ZM64 119H61L62 125H66V123H64V121H65ZM17 120H16V121H17ZM20 120H21V119H20ZM40 120H39V122H38V121H34V122H37V123L34 124V126L36 125V127H34V126H32V125L30 124V125L32 126V128H30L31 126H30L28 123H25V126H28V125H29L30 127H28V128L33 129L32 131H34L35 129L37 130V128H39L38 126H40L41 124L43 125V124L45 123V121H44V123H42V121H40ZM63 120H64V121H63ZM74 120H73V121H74ZM24 121H22V124L24 123ZM51 121H52V120H51ZM51 121H50V123H49L48 125L52 124ZM66 121H67V120H66ZM66 121H65V122H66ZM19 122H20V125H21V121H19ZM19 122H18V123H19ZM40 122H41V124H40ZM52 122H53V121H52ZM55 122H57V121H55ZM61 122H60V123H61ZM67 122H68V121H67ZM6 123H8V122H5V125H7ZM12 123H13V122H12ZM14 123H13V124H14ZM30 123H31V122H30ZM58 123H59V120H58ZM58 123H57V124H58ZM63 123H64V124H63ZM69 123H67L66 126H68V125L71 124V123H70V124H69ZM78 123H80V120H79ZM8 124H9V123H8ZM27 124H28V125H27ZM55 124H56V123H55ZM57 124H56V125H57ZM72 124H73V126H74V123H73V122H72ZM75 124H76V123H75ZM10 125H11V124H9L8 126L10 127ZM20 125H19V126H20ZM56 125L52 124V126H51L52 129H54L53 127H56ZM62 125H59V124H58V127H59V129H60V130H57L58 134H57L56 131H54L55 129L52 130V129H49V128H47L46 126H44V128H45V130H46L47 132H50V133L53 132V133H56V135H54L53 133H52L53 135L51 134V135H52L51 137L54 138L53 140H52V138L48 139L49 137H46V135H44L46 138H43V139H48V141L45 140L46 143H47V142H51V140H52V144H53V143H55V142L57 143V141L54 142V140H56V138H58V139H57V140H58V144H62V143H60V141H59V139L62 138V140H63L62 142H65V141L67 140V144L70 145L71 142H72V145L75 146L74 143H75V139H76V137H74V135H76V134H73V135H72V132L74 131V130H72L73 126L71 125V126H70V129H68L69 127L66 128V126H63V127H65V128H63ZM80 125H81V124H80ZM80 125L78 126L79 129L81 128ZM12 126L14 127V125H12ZM17 126H18V124H17ZM13 127H12V128H13ZM20 127H21V126H20ZM4 128H7V127H4V126H3L2 128H0V130L2 131V129L4 130ZM12 128H11V127H10V128H7V129H5L3 132L6 133L5 136H8L7 138H8L9 140L12 139L11 142H12V141L14 142L13 139H14L15 137L13 138V137H10V136H9V135H11V136L14 135V133L12 132V130H10V129H12ZM14 128H16V127H14ZM21 128H23V127H21ZM25 128H26L27 130H24V129H23V130L26 131V132H25V134H26V133H28V128H27V127H25ZM40 128H41V127H40ZM56 128H57V127H56ZM75 128H77V125H76V127H74L73 129H75ZM79 129H76V130L80 131ZM14 130H15V129H14ZM18 130H19V129H17L16 132H15V131H14V132H15L16 136L19 137L20 134L17 135ZM21 130H22V129H21ZM41 130H44L43 127H42ZM49 130H50V131H49ZM66 130H67V131H66ZM1 131H0V132H1ZM9 131H11L12 133L10 132V133H11V134H10ZM24 131H23V132H24ZM32 131H30L31 134H32V133L34 134L35 131H34V132H32ZM39 131H40V130H37V131H36V132H38L39 135H40V133H42V134L44 133V132H42V131H40V133H39ZM59 131H60V133H62V135H60V136H62L61 138H59V137H60V136H59ZM61 131H62V132H61ZM64 131L67 132L66 135L63 134ZM69 131H71V132H69ZM21 132H22V131H21ZM21 132H19V133H21ZM23 132H22V133H23ZM47 132H45V133L47 134ZM68 132H69V136H67V135H68ZM74 132H76V131H74ZM4 133H3V134H4ZM7 133H8V135H7ZM50 133H48L47 136H48ZM70 133H71V134H70ZM1 134H2V133H0V138L2 137ZM33 134H32V135H33ZM78 134H79V133H77V135H78ZM39 135L37 136V134L35 133V134H34L35 137L32 136V139H33V138H34L35 140H38V139H39V142H37V144L40 143V140H41ZM5 136H3V140L0 139V142H1V140L3 141V143L1 142L2 144L0 143V144H1V145H0V149H1V151H0V155H2V157H5V158L8 157V159H9V157H12V158H10V160H11L10 162H11V163H14V161H13L14 159H15V160H16V159H21V161L16 160V163H20V162H21V163H24V162H26L28 159H29V160H30V159H31V160L34 159V161H38V162L41 164L42 168L44 167L43 169H44L45 171L43 170V171H44L43 173L46 174V173H47L46 170H47L48 168H50V167H49L50 165H54V164L57 163V165L59 166L60 164H59L58 162H62V161L64 160V159H63V160H62V159H58V157L56 156V154H55L56 157H54V155L51 154L52 156L50 155L49 158H50V157H52L53 159L55 158V159H54V160H55V163L53 164V163L49 162V161H48L49 158L46 159V157H44V158H45L47 161L44 162L45 159L42 158V154H40L39 151H40V150L46 151V150H49V149H53L54 146H53V147H52V146L50 147L48 143H47L48 145H46V143H43V142H41L42 145H41V144H38V145H37V144H36V141H34V142L32 141L33 143H30V145L32 144L31 146H33V148L31 147V149H30V146L27 148V144H26V143H28V145H29V142H31V136H30V135H27L28 137L30 136V138H29L30 141H29V142H28L27 137H25V138H26V139H25L26 141L24 140L26 143L24 144V143L22 142V144L25 145V146H24V148H22L23 145L21 144L22 146H20V147L23 149V150L21 149V151L19 150L20 147H19V148L17 147L18 150H17V148L15 149V147H16L17 145H20L21 140H20L19 144H16V146L13 145V148H12V143H13V142H12V143L10 142V144H11V148H12L13 150H14V149L17 150L16 153H15V152H14L15 150L13 151L10 147H7V146H9V143L7 142L8 140H6L7 138H5V140H6L7 143L4 142V137H5ZM14 136H15V135H14ZM20 136H21V139H24L23 135H20ZM24 136H25V135H24ZM44 136H43V137H44ZM64 136H65V138H64ZM36 137H37V138L39 137V138L36 139ZM68 137H69V138L71 137V139H68ZM19 138H20V137H19ZM19 138H15V139L17 140V141L15 140L17 143H18V141H19V140H18ZM72 138H74V139H72ZM77 139L79 140V138H77ZM22 141H23V140H22ZM43 141H44V140H43ZM68 142H69V143H68ZM4 143H5V144H4ZM3 144H4L7 148L4 147ZM50 144H51V143H50ZM52 144H51V145H52ZM65 144H66V142H65ZM67 144H66V145H67ZM44 145H45V146H44ZM53 145H55V144H53ZM62 145H63V144H62ZM72 145H71V146H68V145H67V146H68V148H69V147H72ZM2 146H3V147H2ZM14 146H15V147H14ZM39 146H40V147H39ZM41 146H42V147H41ZM46 146H47V147H46ZM58 146H60V145H57V147H58ZM63 146H64V145H63ZM49 147H50V148H49ZM65 147H66V146H64V148H65ZM2 148H5L6 150H4V149H2ZM8 148H9V150L11 149V150L13 151V153L10 154L9 152H11V151L6 152V151L8 150ZM25 148H26V149H25ZM45 148H46V149H45ZM68 148H67V150H69ZM37 149H39V151H38ZM44 149H45V150H44ZM55 149H56V148H55ZM25 150H27V151H25ZM31 150H32V152H33L32 155L30 154V153H31ZM73 150H74V147H73ZM73 150H72V151H73ZM2 151H3V152H2ZM23 151H24V152H23ZM28 151H29V154H28ZM35 151H37V154H38V156H39V157H37V156L35 155V156H36V160H35V157H34V153L36 154ZM17 152H18V153H17ZM2 153H3V154H2ZM7 153L9 154V156H8ZM22 153H23V154H22ZM65 153L68 154L69 152H65ZM72 153H73V152H71L70 154H72ZM13 154H15V156H16L17 154H18L19 156H20V154H22V155H24V156L21 155V156L23 157V159H24V158H25V159L28 158V157L26 158L25 155H26V156H29L30 158H28L27 160H24V161H23V160H22V157L19 158V156L17 155L18 157L16 156L17 158H14V159H13ZM70 154L67 155V156L70 157ZM59 156H60V155H59ZM67 156H66V155L64 156V157H66V158H65L66 160H68V159H67ZM72 156H73V154H72ZM72 156H71V157H72ZM31 157H32V158H31ZM60 157H61V156H60ZM60 157H59V158H60ZM64 157H61V158H64ZM52 158L50 159V161H51V160L54 161ZM3 159H4V158H2V159L0 158V160H3ZM8 159L6 158L5 160L7 161ZM41 160H42V161H41ZM66 160L63 161V163H64V162L66 163V162H67ZM18 161H19V162H18ZM48 162L50 163V165L48 164ZM43 163H44V165H43ZM46 163H47V164H46ZM65 163H64V164H65ZM45 164H46V165H45ZM61 164H62V163H61ZM66 164H67V163H66ZM66 164H65V165H66ZM48 165H49V166H48ZM65 165H62V167H61V166H59V167L57 166V167H58L59 170H60V169L64 170V168H66ZM55 166H56V165L52 166L51 168H53V167H55ZM63 166H64V167H63ZM67 166H68V165H67ZM45 167H46L47 169H45ZM60 167H61V168H60ZM51 168H50V169H51ZM53 170L55 171V170H57V169H54V168H53ZM59 170H57L56 172H58ZM64 171H66V169H65ZM64 171H60V172H64ZM3 195H4V194L0 193V196H1L0 199H2V200H0V201H3V200H4L5 195H4V197L2 198ZM5 200H6V199H5ZM5 202H7V201H5ZM5 202H4V201H3V203L0 202V206L3 205V204H5ZM7 203H8V202H7ZM7 203H6V204H7ZM27 213H29V211H28ZM31 220H32V219H31ZM23 221H24V220H23ZM41 221L43 222V220H41ZM27 222H28V221H27ZM29 222H30V221H29ZM31 222H32V221H31ZM31 222H30V223H31ZM35 222H36V221H34V223H35ZM30 223H29V226H27L26 228L29 227L28 229H29V231L31 232V230H33V229L30 227ZM34 223L32 222V225H33ZM36 223H37V222H36ZM36 223H35L32 227H34V229H37V230H36V233L39 234V230H41V224H40L39 227H38V224H37V227H36V226H35ZM40 223H41V222H40ZM46 223H47V222H46ZM46 223H45V224H46ZM45 224H42V225H45ZM26 225H28V223L26 224V222H25V226H26ZM47 225H48V223H47ZM25 226H24V224H23V227H25ZM45 226H46V225H45ZM45 226L42 227V228H45ZM46 228L48 229V226H47ZM46 228H45V229H46ZM50 228L52 229L51 226H50ZM47 229H46V230H47ZM42 230H43V229H42ZM46 230H44V231H46ZM27 231H28V230H27ZM47 231H50V230H47ZM30 232H29L27 235H25L26 238H25V237H22L21 234L19 233V236H20V237H19V239H20L19 241H21V242L24 243V240H23V241L21 240L22 238H23V239L25 238V240H26V239H29L30 234H32V233H30ZM32 232H33V231H32ZM47 234H48V233H45V235H41V237H44V236L46 237ZM22 235H24V234H22ZM32 235H33V234H32ZM35 235H36V234H35ZM28 236H29V237H28ZM21 237H22V238H21ZM32 238H34V235L32 236ZM30 240H32V239L30 238ZM26 241H27V240H26ZM26 241H25V243H24V246H27V245H29L28 243H30L29 241H27V244H26ZM10 243H11V242H10ZM13 243H14V245H13ZM13 243H11L12 245H10V246H12V247H14V246L19 247V245H21V243L18 244V242H17V243H16V242H13ZM23 243H22V245H23ZM33 243H34V242H32V245H33ZM25 244H26V245H25ZM22 245H21V246H22ZM30 245H31V243H30ZM3 246H4V244L0 243V247H3ZM21 246H20V247H21ZM24 246H22V247H24ZM2 252H3V251H1V253H2ZM3 253H4V252H3Z\"/></svg>",
  "mask_w": 264,
  "mask_h": 264
}]
</instances>
